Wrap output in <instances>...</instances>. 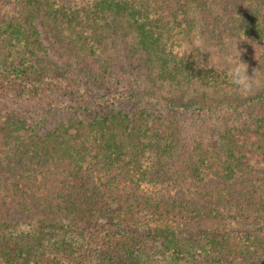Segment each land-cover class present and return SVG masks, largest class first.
I'll return each mask as SVG.
<instances>
[{
  "label": "trees",
  "instance_id": "16d2710c",
  "mask_svg": "<svg viewBox=\"0 0 264 264\" xmlns=\"http://www.w3.org/2000/svg\"><path fill=\"white\" fill-rule=\"evenodd\" d=\"M0 264H264V0H0Z\"/></svg>",
  "mask_w": 264,
  "mask_h": 264
},
{
  "label": "rangeland",
  "instance_id": "374dc122",
  "mask_svg": "<svg viewBox=\"0 0 264 264\" xmlns=\"http://www.w3.org/2000/svg\"><path fill=\"white\" fill-rule=\"evenodd\" d=\"M216 52H215V60L217 61V63L219 65H224L227 64L229 65V62L231 60H235V59H239V55H240V59L248 66L247 67V74L249 76H254L249 69V62L248 60L244 59L243 56L240 53H236L234 50H232L231 48H224V49H217L216 47ZM215 61V62H216ZM63 79V78H62ZM255 80V85L258 84V81L256 79V77H254ZM72 90H77L76 88L72 89ZM40 91V89L38 90V92ZM38 92H34V94L30 93L28 95H26L24 92L23 93H19L16 97V106L13 107L14 110L18 111V113L20 115H24L25 117H34L35 115H39L41 113L44 112V110L46 109V102L48 101V98L44 95H42V93H38ZM58 97H63L66 98L67 100L70 99L69 101L73 100L74 101V97L71 96L69 91H64V93H61L58 95ZM30 116V117H29ZM31 119V118H30ZM48 120H51V118L49 117ZM152 188H155L154 186H152ZM222 234V233H221ZM229 246L230 247H243L245 245V241H242L240 239L235 240V238L229 236Z\"/></svg>",
  "mask_w": 264,
  "mask_h": 264
},
{
  "label": "clouds",
  "instance_id": "9594fccd",
  "mask_svg": "<svg viewBox=\"0 0 264 264\" xmlns=\"http://www.w3.org/2000/svg\"><path fill=\"white\" fill-rule=\"evenodd\" d=\"M247 65L240 59L231 60L227 68L230 83L241 93H250L253 89L255 76L247 74ZM256 73V72H255Z\"/></svg>",
  "mask_w": 264,
  "mask_h": 264
}]
</instances>
